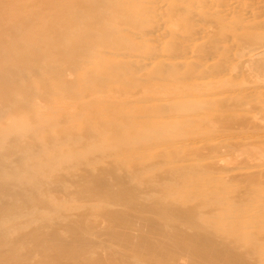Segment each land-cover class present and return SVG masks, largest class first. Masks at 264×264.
Segmentation results:
<instances>
[{"label":"bare ground","instance_id":"1","mask_svg":"<svg viewBox=\"0 0 264 264\" xmlns=\"http://www.w3.org/2000/svg\"><path fill=\"white\" fill-rule=\"evenodd\" d=\"M136 1L0 0V264H264L257 188L206 161L264 108V6Z\"/></svg>","mask_w":264,"mask_h":264},{"label":"rangeland","instance_id":"2","mask_svg":"<svg viewBox=\"0 0 264 264\" xmlns=\"http://www.w3.org/2000/svg\"><path fill=\"white\" fill-rule=\"evenodd\" d=\"M118 1H120V0H118ZM139 1V0H138ZM138 1H136V2H138ZM156 1H159V0H146V1H144V3H147V4H149L148 5V8H150V7H157V6H155V4H157V2ZM163 0H161L160 2H158V4L160 3H162V7H163V3L165 2V1H163ZM245 1H248V0H238L237 2L239 3L238 4V6H239V8L241 9V4H242V9L244 10V9H246V8H248L249 10H251V12L253 11L252 9H250V8H254V7H251V6H254V5H252L253 4V2L255 3V2H257V0H255V1H253L252 0V2L249 0L248 1V3H246ZM237 2H236V5H237ZM249 2H251V3H249ZM264 0H260V2H258V3H255L256 5H262L263 4V6H264ZM243 3H245V4H250L249 6L247 5H245L244 6V4ZM260 3V4H259ZM157 4V5H158ZM147 6V5H146ZM159 6V5H158ZM160 6V7H161ZM244 6V7H243ZM136 8H137V5L135 6ZM258 8V9H257ZM160 9V8H159ZM262 9V10H261ZM263 9H264V7H255V9H254V11H258L259 12V14H261V12H264L263 11ZM245 11V10H244ZM253 11V14H256V13H258L257 11L256 12H254ZM261 11V12H260ZM161 13V12H160ZM147 14V13H146ZM262 14H264V13H262ZM148 16V15H147ZM165 16V17H164ZM161 17H163V18H161ZM160 18H161V20L162 21H167V22H165L164 23V29L163 28H161V29H159L158 31H160V33L161 32H163V30H165V31H167V30H170V29H172L171 27H172V24L174 23V22H172L171 20L170 21H168L169 19H167L168 17H167V15L164 13L162 16L160 15ZM166 19V20H165ZM172 22V23H171ZM136 28H138L139 29V27H132V29H130V30H132V31H136L137 29ZM163 29V30H162ZM157 32V31H156ZM160 33H155V34H159V35H157V37L159 38L161 35H160ZM151 35V34H150ZM149 35V36H150ZM152 36H153V34H152ZM146 38H148L147 36H146ZM166 40H168L169 38H168V36H165L164 37ZM160 39V41H162L163 40V36H162V38L160 37L159 38ZM209 45V44H208ZM208 45L206 46H203V48L205 47V48H207L208 49ZM165 48V47H164ZM264 56V55H263ZM263 56H260L261 57V59H262V57ZM215 58H217V57H213L207 64L208 65H210V67H209V69H211L212 67H213V65L214 66H216V64L215 63H217L218 62V59H216V60H214V62H212V60L213 59H215ZM264 59V58H263ZM211 62V63H210ZM244 66H246V67H243V68H245V69H243V70H246V72L244 71V74L245 73H247L248 75H249V77L251 78H248V77H245L246 75H244V79L243 80H245L244 81V84L242 83V86L241 87H243L244 85H245V89H246V85L247 84H251L252 85V83H253V86L251 87L250 85V87L249 88H254V84L256 83V85H255V90H252V92H251V90H248V92H249V94H255V95H257L258 94V88H257V86L259 87V88H262V86L264 85V79L262 80V78H264V75H263V73H261V75H263V76H261L260 75V72H258V71H256V69L254 70V67L252 66V65H247V64H244ZM253 67V69H252V67ZM255 72H254V71ZM229 71V70H228ZM250 72L252 73V74H250ZM257 72V73H256ZM229 73H233V71H229ZM254 73V74H253ZM256 73V74H255ZM228 74V73H227ZM234 74V73H233ZM229 75V74H228ZM251 75V76H250ZM256 75H258V76H260V77H256ZM227 76V75H226ZM254 76L256 77V79L257 80H254ZM253 78V79H252ZM260 79L262 80V81H260ZM195 80V82H197L196 84H198V83H200V81H202V80H200V79H197V78H194L193 80L191 79V81L193 82ZM198 80V81H197ZM253 80H254V82H253ZM260 81V82H262L261 84V87L259 86L260 85V83H258L257 81ZM247 81V82H246ZM194 83V82H193ZM220 84H224V83H222L221 81L220 82H215V83H213V84H209L207 87H210V89H213V87H220V86H222V85H220ZM258 84V85H257ZM224 86V85H223ZM244 88V87H243ZM235 89H236V91H235ZM240 89V88H239ZM257 89V90H256ZM237 88H234V90L232 91V90H230V91H228V92H225L224 93V95L223 94H221V96L223 95L224 97H228V98H226V99H230L229 101H231L232 99H234V101L233 102H235L237 99V101H240V100H242V98H243V96L246 94V92H243L242 91V89H240V90H238ZM263 91L264 90V88H262V89H260L259 91ZM232 91V92H231ZM242 91V92H241ZM253 91H256V93L255 92H253ZM260 93V92H259ZM262 93V92H261ZM260 93V94H261ZM260 94H258V95H260ZM243 95V96H242ZM242 96V97H241ZM146 104H149V103H146ZM262 104H264V101H263V103ZM243 107H245V105L243 106ZM249 107H251V108H249ZM249 107H246V109H244V110H237V112H238V114H239V112L240 113H242L243 114V116H242V114H239V116L238 117H240V115L242 116V117H244V115H246L247 116V118H245V122H247V124H248V126H247V124L246 123H243L244 122V119L242 120V117H240L241 118V120H240V122H242L243 124H241L240 122H238V125L236 126V127H233V126H235L236 124H231V125H229L230 127H232L231 129H234L233 131L230 129V131L228 130V131H226L227 129H225V127L223 126V123H222V127H223V129H225V132H221V133H228L229 135H230V137H231V135H233L234 137H235V133L237 134V133H239L238 135H236V137H235V139H234V137L232 136V140L234 141H236V140H240V141H242L243 143H244V141L246 140H248V142H252L253 143V145L251 146V144L249 145L248 144V146H250L251 147V150L253 149L254 150V152H253V154H252V152H250L251 150H250V147H249V149H248V146H246V148L244 147V144L242 143V142H240L239 141V143H241L240 145H239V143H237L236 142V144L238 145V148H237V145H235L236 146V148L237 149H235V146H233L234 148L233 149H235V150H233L232 151V153L230 154V156H225V154L227 155L228 153H230V152H228L229 150H227L228 148H224L225 150H223V148L221 147V148H219V150L220 149H222L223 150V152L224 151H227V152H224V154H222L223 152L221 151V153H218V155L219 156H217V157H211V158H209V159H206V161H210V163H211V160H212V162H213V160L215 161V163H214V166H213V164H212V166L214 167V168H216L215 166H218L219 165V163H220V165H222V168H224V167H228L229 169H227L226 171L227 172H225V175H229V173H232V174H234V172H236L234 175H235V179L233 178V181H232V179H230V177L232 176V174H230L231 176L229 177H226V178H229L228 179V181H232V183H231V181H230V188H229V195H234V197H237V191H239V190H245V188L243 187V189H242V185L243 184H245L246 186H247V181H253L251 184L250 183H248V184H250L251 185V187L252 186H255L257 189H254V188H249L248 186V189H250V190H248V191H252L253 192V190H254V193H256V195L254 194H251L249 197H252V198H250L249 199V197H247V203H246V198L245 199H243L242 201L240 200V198H242V197H240L239 198V195H238V203H236L235 205L237 206V205H239L240 206V208L242 209L241 210V214L243 213V215L244 216H251V214L253 213L254 214V211L256 210V212H255V214H259V215H261V213H260V211L261 212H264V206H262V204H261V198L259 197L258 198V196L260 195V193H262L263 194V190H264V181H262V180H264V179H262V178H264L263 176H264V174H262V176L261 175H259L258 173L260 172V171H257L258 173H256V174H254V175H252L251 174V172L252 173H255V169H260L261 170V168H263L264 169V151H262V150H264V143H263V141H264V108H261V107H263V105L260 107V108H257V106H256V108H253V106L251 105H249ZM248 108V109H247ZM210 110V109H209ZM213 110V111H212ZM210 112L208 111V113H211V112H214L215 110L214 109H212ZM247 112V113H246ZM245 113V114H244ZM247 119V120H246ZM250 121V122H249ZM222 122H225V121H222ZM219 123V122H218ZM220 123H221V121H220ZM220 123H219V125H220ZM237 123V122H236ZM216 124V123H215ZM246 124V125H245ZM217 125V124H216ZM215 125V126H216ZM241 126V128H240V126ZM221 126V125H220ZM220 126H218L216 129H219L220 128ZM239 126V127H238ZM245 126V127H244ZM238 127V128H237ZM247 127V128H246ZM236 128V129H235ZM242 128H244V129H242ZM246 128V129H245ZM250 128V129H249ZM215 129V130H216ZM222 128H220L219 130H222V131H224ZM241 131H242V133H243V131H247V132H245V133H248V131H249V133L248 134H246L247 136H244V137H246V139H243L244 137H243V135H245V133L243 134V135H241L242 133H241ZM250 131H251V133H250ZM217 132V131H216ZM220 132H217V134H221ZM235 132V133H234ZM252 132H254V136L252 137V135H253V133ZM255 132L257 133V135L255 134ZM230 133H232V134H230ZM241 133V134H240ZM261 135H262V137H261ZM239 136V137H238ZM248 136H250V138H247ZM241 137V138H240ZM261 140H260V139ZM263 138V139H262ZM257 139H259L258 141H256ZM263 140V141H262ZM262 142V143H261ZM246 144V143H245ZM247 145V144H246ZM256 147H255V146ZM239 146H242V148H245L246 150H243L241 147H239ZM242 149V150H241ZM218 150V151H219ZM249 150V151H248ZM220 152V151H219ZM256 152V153H255ZM246 153H247V156H248V153H249V156L247 157L246 156ZM220 154H222V155H220ZM191 156H193V157H195L193 154L191 155ZM197 157V156H196ZM223 157H224V159H223ZM217 158V159H216ZM222 160H221V159ZM246 158H248L249 159V161L250 162H252V163H254V165H255V167H254V165L253 164H251L250 163V165H248V167L249 168H247V167H245V168H242V167H240V166H243L245 163H249V161H247V160H245ZM241 160H243V162L245 161V163H243ZM239 161H241L242 162V165H240L238 162ZM247 161V162H246ZM216 162H218V164L216 163ZM215 164H217V165H215ZM256 164H258V166H256ZM261 164L263 165V166H261ZM219 165V167L218 168H221V166ZM226 165V166H225ZM251 165H253V166H251ZM251 166V167H250ZM260 166V167H259ZM226 167V168H227ZM236 167V168H235ZM253 167V168H252ZM231 170V171H230ZM245 170V171H244ZM252 170H254V172L252 171ZM242 171H244V172H242V173H244V174H249V175H247L246 174V176L244 177L243 175H241L242 173L241 172ZM248 171H251L250 173H248ZM263 171V170H262ZM238 172V173H237ZM241 173V174H240ZM237 174V175H236ZM241 176V177H237V176H239V175ZM260 174H261V172H260ZM234 175H233V177H234ZM252 175V176H251ZM258 175H259V177L262 179V180H258L257 181V179H254V180H256V182H254V180H252L253 179V177L255 176V177H257V178H259L258 177ZM232 178V177H231ZM239 178V179H238ZM242 178H244V182H246V183H242L243 181H241V179ZM249 178V179H248ZM250 178H252L251 180H250ZM237 179V180H236ZM245 179L247 180V181H245ZM237 181V182H236ZM240 181V182H239ZM233 184H235V185H233ZM240 186H239V185ZM254 184H256V185H254ZM245 185H243V186H245ZM233 186L235 187V186H238V187H241L240 189L239 188H237V187H235V188H233ZM245 186V187H246ZM232 188V189H231ZM236 189H239V190H237L236 191V194H235V192H233V191H235ZM247 189V188H246ZM261 189H263V190H261ZM260 190V191H259ZM247 191V190H246ZM231 192V193H230ZM233 192V193H232ZM261 194V195H262ZM260 195V196H261ZM257 196V197H256ZM264 196V195H263ZM263 196H261V197H263ZM253 199H255L256 201L255 202H258L259 204H257V203H255L254 202V200ZM257 199H259V201L257 200ZM248 202H251V204L250 203H248ZM254 202V203H253ZM262 203L264 204V202L262 201ZM247 204H249V207H248V205ZM257 205V206H256ZM248 207V208H247ZM250 207H251V209H250ZM256 209H255V208ZM258 207H259V209H258ZM261 207V208H260ZM252 208H254V209H252ZM245 209H248L250 212H248L247 210H245ZM257 209H258V211H257ZM262 209V210H261ZM254 210V211H253ZM251 211H252V213H251ZM248 214H247V213ZM259 212V213H258ZM247 214V215H246ZM264 214V213H263ZM258 215V217H260ZM247 221V220H246ZM260 222H261V224H264V220H263V218H261L260 219ZM248 223H252V222H250L249 220H248ZM252 224H254V223H252ZM251 224V225H252ZM249 227V226H248ZM250 229H251V227H249ZM252 230V229H251ZM262 249H264V247L262 248Z\"/></svg>","mask_w":264,"mask_h":264}]
</instances>
